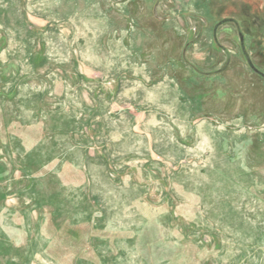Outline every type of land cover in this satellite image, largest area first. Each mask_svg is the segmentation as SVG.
I'll return each instance as SVG.
<instances>
[{
    "label": "rangeland",
    "instance_id": "1",
    "mask_svg": "<svg viewBox=\"0 0 264 264\" xmlns=\"http://www.w3.org/2000/svg\"><path fill=\"white\" fill-rule=\"evenodd\" d=\"M0 264H264V0H0Z\"/></svg>",
    "mask_w": 264,
    "mask_h": 264
}]
</instances>
